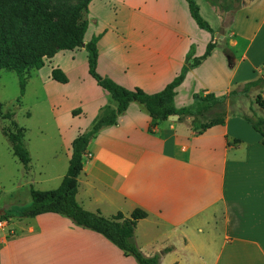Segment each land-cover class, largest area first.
Returning <instances> with one entry per match:
<instances>
[{"label":"crops","instance_id":"1","mask_svg":"<svg viewBox=\"0 0 264 264\" xmlns=\"http://www.w3.org/2000/svg\"><path fill=\"white\" fill-rule=\"evenodd\" d=\"M194 1L211 34L198 28L185 0H119L120 11L130 17L125 28L122 13L116 17L115 29L123 33L117 39L138 52L136 58H100L104 35L97 44V74L128 90L159 93L180 73L190 49L192 63L213 44L210 56L190 69L176 89V109L193 104L197 85L200 96H221L264 79V0H242L241 8L229 13L206 0ZM224 17L231 20L227 26ZM220 30L222 38H217ZM260 95L264 99V89ZM225 102L237 113L202 133L194 130L190 116L164 121L150 133L151 119L130 104L115 125L102 128L89 143L77 179L78 205L106 219L119 213L128 218L135 210L146 213L136 224L134 242L144 256L159 255V264H264V143L242 118L241 103L248 98ZM115 108L112 101L93 112L104 117ZM200 117L195 125L208 122ZM76 136L66 140L61 173L40 174L43 183L59 187ZM28 220L26 233L0 241L3 247L15 238L37 242V250H22V264H137L64 216Z\"/></svg>","mask_w":264,"mask_h":264},{"label":"trees","instance_id":"2","mask_svg":"<svg viewBox=\"0 0 264 264\" xmlns=\"http://www.w3.org/2000/svg\"><path fill=\"white\" fill-rule=\"evenodd\" d=\"M71 1H77L70 5ZM93 0H0V71L14 72L19 81L20 93L24 94V75L30 71H39L45 61H50L58 52H73L83 48L87 53L88 74L96 85L106 92L115 102L116 108L108 115L94 121L91 129L77 136L71 143V156L67 171L58 188L50 191L31 189V204L26 208L8 209L3 217L9 219H32L45 214L61 215L76 226L101 235L125 256L132 257L137 264H159L160 256H144L134 242V230L138 221L147 217L146 213L135 210L126 218L117 214L111 219L102 217L99 213L84 211L76 202L78 176L82 170V159L87 147L95 135L105 127L116 124L128 106L135 103L151 119L149 132L167 121L171 116H177L181 121L185 116L194 118L192 122L195 131L200 133L207 129L224 124L226 116H215L207 123L195 125L198 116L207 113L211 108L222 105L229 98L250 97L256 93L255 105L258 116L255 119L243 115L242 118L251 125L254 132L261 136L264 143V99L261 92L264 89V79L259 78L246 83L240 91H231L222 96L206 94L192 95L193 104L189 107L176 109L174 97L176 89L183 83L190 69L198 66L201 61L210 56L214 49L208 44L204 54L193 59L190 49L180 73L165 88L155 94H146L141 89L128 90L109 78H103L96 72L98 49L97 44L102 35L92 36L84 44L88 30L89 4ZM191 18L198 28L212 33L208 24L201 18L198 6L194 0H185ZM206 2L221 13L237 11L243 5L242 0H206ZM224 25L230 24L229 17L223 18ZM84 44V46H83ZM264 75V71H263ZM50 78L56 83L65 85L68 79L59 68H52ZM1 116V113H0ZM12 115L6 114L4 119L11 121L12 130H3V135L10 145V151L19 163L28 169L31 158L24 145L25 132L11 120Z\"/></svg>","mask_w":264,"mask_h":264},{"label":"rangeland","instance_id":"3","mask_svg":"<svg viewBox=\"0 0 264 264\" xmlns=\"http://www.w3.org/2000/svg\"><path fill=\"white\" fill-rule=\"evenodd\" d=\"M76 3L77 1H71L70 5ZM93 3L86 16L89 27L84 40L89 42L96 33L102 37L105 35L99 49L100 58H136L138 47L125 43L119 44L121 41L117 37L123 33L115 29L117 18L120 17L119 13H122V25L125 28L130 12L120 11L119 0L108 2L95 0ZM102 28L104 30L101 31ZM161 33L165 36L164 31ZM81 49L73 52H58L50 63L45 61L41 70L28 71L24 75L23 95L20 93L17 75L10 70L0 71V221L6 223L0 232V241L4 237H11L15 232L19 237L23 231L26 233L27 229L24 225L29 220L6 221L3 219L6 211L29 207L31 189L38 191L56 189L57 186L54 183H43L40 174L51 177L59 175L60 160L66 154L64 145L68 137L87 133L94 121L104 114L98 111L94 115L95 106L108 107L112 102L110 96L89 76L87 53ZM193 52L192 48V56ZM196 53H198L197 49ZM57 67L65 73L68 79L67 84L56 83L50 78L51 69ZM197 86L193 89V95H200ZM189 88L188 84L184 90L187 91ZM255 97L254 92L248 97V102L241 103L244 107L242 116L246 115L255 119V116L259 115L256 111ZM235 113L237 111L234 107L227 106L225 102L202 114L200 120L209 121L215 116H228ZM6 114H11V120L25 132L24 145L31 158L28 169H25L13 157L10 145L3 135V130L13 129L11 121L3 118ZM30 236L28 235V238H31ZM37 246V242H33L32 239L15 238L9 241L7 246L3 247L0 244V257L4 264H22V250L24 248L37 250Z\"/></svg>","mask_w":264,"mask_h":264},{"label":"water","instance_id":"4","mask_svg":"<svg viewBox=\"0 0 264 264\" xmlns=\"http://www.w3.org/2000/svg\"><path fill=\"white\" fill-rule=\"evenodd\" d=\"M220 35H222V30H220L219 36H217V38H222V36H220ZM83 46H84V44H83ZM177 119H178L177 116H171L168 118V121H176Z\"/></svg>","mask_w":264,"mask_h":264},{"label":"built area","instance_id":"5","mask_svg":"<svg viewBox=\"0 0 264 264\" xmlns=\"http://www.w3.org/2000/svg\"><path fill=\"white\" fill-rule=\"evenodd\" d=\"M5 222L4 221H0V232L2 231V229L4 228L5 226Z\"/></svg>","mask_w":264,"mask_h":264}]
</instances>
